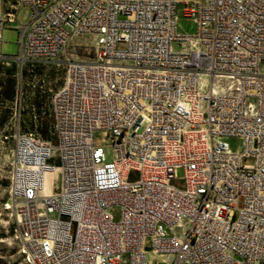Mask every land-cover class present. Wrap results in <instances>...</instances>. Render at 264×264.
<instances>
[{
    "label": "built area",
    "instance_id": "obj_1",
    "mask_svg": "<svg viewBox=\"0 0 264 264\" xmlns=\"http://www.w3.org/2000/svg\"><path fill=\"white\" fill-rule=\"evenodd\" d=\"M0 59L26 264H264V0H0Z\"/></svg>",
    "mask_w": 264,
    "mask_h": 264
},
{
    "label": "rangeland",
    "instance_id": "obj_2",
    "mask_svg": "<svg viewBox=\"0 0 264 264\" xmlns=\"http://www.w3.org/2000/svg\"><path fill=\"white\" fill-rule=\"evenodd\" d=\"M177 29L180 33H192L194 31V25L188 20L182 17L180 7L177 8ZM30 10L23 8L20 10L17 22L13 25H7L2 32L1 53L8 57H14L18 52V40L20 37V31L16 27L17 23L25 24L28 21ZM73 44H80L81 46H89L91 40L88 37H81L73 41ZM67 56L72 55L75 59H84L87 57L86 53H83L81 47L69 46L66 49ZM89 57H92L90 52ZM0 64L4 68H9L14 65L10 60H1ZM15 66V65H14ZM62 66L58 68V72L50 73V76L58 77L62 76ZM261 71L264 72V63L261 64ZM3 73V72H2ZM1 76H4L3 74ZM7 110L0 108V116L6 115ZM10 135V130L7 132ZM233 143V142H231ZM14 142L12 138L4 139L3 128L0 127V264H26L24 258L19 253V244L14 240L12 235L13 218L10 211L4 208L5 203L8 200V179L10 173V162L12 158V149ZM150 264H161L157 258L148 256Z\"/></svg>",
    "mask_w": 264,
    "mask_h": 264
},
{
    "label": "trees",
    "instance_id": "obj_3",
    "mask_svg": "<svg viewBox=\"0 0 264 264\" xmlns=\"http://www.w3.org/2000/svg\"><path fill=\"white\" fill-rule=\"evenodd\" d=\"M15 72H16V68L14 65H11L9 68H4L0 64V106H5V104L13 100L14 86H15ZM24 73L26 74V71ZM2 74L4 76H1ZM33 102L36 105L38 104V96L36 94L34 95ZM7 118H8V113H6V115L4 116H0V127L7 120ZM51 126H52V122L49 118L42 123V126L38 129V131L41 133L43 137L49 138Z\"/></svg>",
    "mask_w": 264,
    "mask_h": 264
},
{
    "label": "bare ground",
    "instance_id": "obj_4",
    "mask_svg": "<svg viewBox=\"0 0 264 264\" xmlns=\"http://www.w3.org/2000/svg\"><path fill=\"white\" fill-rule=\"evenodd\" d=\"M8 205H10V202H8Z\"/></svg>",
    "mask_w": 264,
    "mask_h": 264
}]
</instances>
